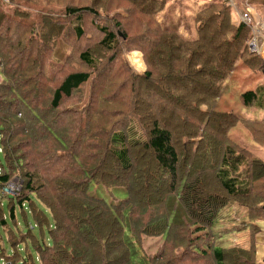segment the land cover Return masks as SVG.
Masks as SVG:
<instances>
[{"label":"trees","instance_id":"obj_1","mask_svg":"<svg viewBox=\"0 0 264 264\" xmlns=\"http://www.w3.org/2000/svg\"><path fill=\"white\" fill-rule=\"evenodd\" d=\"M18 1L0 0L1 264H264V157L240 143L242 120L264 117L222 99L232 90L264 114V59L233 0ZM116 1L127 16H108ZM119 50H141L145 73L117 69ZM14 180L18 193L3 192ZM94 183L126 197L108 201ZM243 231L246 245L221 239ZM145 238L161 239L153 254Z\"/></svg>","mask_w":264,"mask_h":264},{"label":"rangeland","instance_id":"obj_2","mask_svg":"<svg viewBox=\"0 0 264 264\" xmlns=\"http://www.w3.org/2000/svg\"><path fill=\"white\" fill-rule=\"evenodd\" d=\"M5 1L11 5L25 6L23 2H20L18 0H10V1L5 0ZM231 3H232V8H233L232 12L235 14L236 17L239 14L241 15V13L246 11V6L248 5V6H250L249 8L251 9V13H253L255 19H257L260 22V24H263V22H264V0H254L252 6L249 3H247V1H245V0H233ZM114 5L115 6L113 7V9L111 11L109 10L110 12L108 13L109 14L108 16H116V15H120L121 17L127 16V9L124 6L118 7L119 1H116ZM239 10H240V13L238 14ZM179 11L181 12L182 10L180 9ZM179 11L177 10V12H179ZM103 14L105 15L104 12H103ZM240 15H239V22H241L240 21ZM158 19L160 21L163 20V16H160ZM120 20L124 23V25L130 23L131 33L139 30V26L136 24V22L134 20H132L131 22H129L128 20L126 21L123 18H121ZM257 29L259 30L258 35H257L258 45L260 48L259 54L264 59V27H262V25H260ZM180 30L185 36L190 37L188 35V32L186 31L185 25H183L180 28ZM89 36H91V33H89ZM122 67L126 68L125 69L126 71L122 70V72L124 73L125 76L126 75L127 76L143 75L145 73V71L147 70V65H146L145 60H144L143 52L141 50H131V51H126V52L119 50L117 69H120ZM124 75L122 76V78L123 77L125 78ZM122 78L120 77L118 79L122 80ZM230 80L231 79H229V84L231 85ZM0 82H1V74H0ZM236 94H237L236 92H234V91L232 92V90H230L229 94L225 95L222 98L223 102L226 104V107L231 106L230 108L235 109L236 112L242 113L244 116H246L248 118L249 117L250 118L251 117H254V118H263L264 117L263 112H260V111L255 109V108H257L255 103L252 104L250 106V108L242 107L240 102H239V99L237 98L238 96H236ZM239 117H240V119H242V117L240 115H239ZM254 123H257V122H254ZM242 124H247L248 128L244 129L245 135L243 136L244 138H240V143L242 145L246 144V146L255 149L260 156L264 157V141H259L258 143L257 142L255 143V141H253V139H252V141L251 140L249 141L246 137V134L248 132L247 130H250L253 133L255 132L256 134H259L257 136H254V138L258 141V139L261 137L260 135L264 134V122L259 123L261 125L260 127H253L252 122L247 123L246 121H243V120H242ZM132 126H134V130L132 132L133 134H136L137 137L142 135L140 128H138V126L136 124H132ZM233 138H235V137L233 136ZM237 141H239L238 138H237ZM1 159H2V156H1ZM91 191L95 194H98L101 197H104L108 201L113 200L115 198L120 200V199L126 197L125 190L116 189V188H108L102 184H95V183L92 184ZM234 206H236V205H234L232 203L229 204L225 208L224 212L232 213L233 212L232 207H234ZM237 207L240 208L243 212V210H244L243 207H240V206H237ZM4 210L7 213V215L9 216L10 210H9V206H8V201L4 202ZM232 217H234L233 214H232ZM16 220L19 223V227L22 229L23 233H26L27 232L26 225H25L21 211L18 208V206H16ZM29 221L34 222V220L31 216H29ZM9 225L12 228L16 227L15 224L11 220L9 222ZM222 233H223V236L221 237V239L223 240V242L226 245H234V244L246 245L247 244V233L245 231H243V232H226V233L222 232ZM33 234L37 237L40 236L38 229L33 230ZM46 236H48V233ZM3 241L6 242V235L3 236ZM160 243H161V239L156 240L154 238H152V239H150V238L146 239L145 238L144 252H147L148 254H153L158 249ZM28 245L30 246L29 248L31 249V252H32L34 258H36L35 249H34L33 245L31 243H28ZM150 245H151V248H149ZM24 247H25V243H20L17 246L20 258H22V256L25 254ZM5 253L7 256L13 255V248L10 245H8L7 243H5ZM0 264H1V262H0ZM17 264H22V262L19 260L17 262ZM36 264H41V263H40V261H37Z\"/></svg>","mask_w":264,"mask_h":264},{"label":"built area","instance_id":"obj_3","mask_svg":"<svg viewBox=\"0 0 264 264\" xmlns=\"http://www.w3.org/2000/svg\"><path fill=\"white\" fill-rule=\"evenodd\" d=\"M249 7L250 6L247 5L246 11L241 13L240 21L254 27L253 38L249 41V48L253 52L260 53V48L258 45V37H257L259 30L257 28L260 25H262V27H264V22H263V24H260V22L257 19H255L253 13H251V9ZM19 189H20V186L18 184V180H14L13 182H10V183H8V185L3 187L2 190L5 193L17 194Z\"/></svg>","mask_w":264,"mask_h":264},{"label":"crops","instance_id":"obj_4","mask_svg":"<svg viewBox=\"0 0 264 264\" xmlns=\"http://www.w3.org/2000/svg\"><path fill=\"white\" fill-rule=\"evenodd\" d=\"M239 13L240 10L238 14ZM239 15L236 17L235 14L233 13V20L235 23L239 22ZM256 224L259 227V231L255 234L256 257L258 260L263 261L264 260V219L257 220Z\"/></svg>","mask_w":264,"mask_h":264}]
</instances>
